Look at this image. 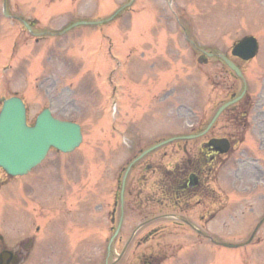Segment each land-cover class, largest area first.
I'll list each match as a JSON object with an SVG mask.
<instances>
[{
    "label": "rangeland",
    "instance_id": "obj_1",
    "mask_svg": "<svg viewBox=\"0 0 264 264\" xmlns=\"http://www.w3.org/2000/svg\"><path fill=\"white\" fill-rule=\"evenodd\" d=\"M4 1L8 14L34 19L39 32L80 19L105 22L35 39L3 15ZM127 1L0 0V97H23L31 120L49 106L57 117L77 121L83 132L78 148L70 153L51 150L26 175L6 179L0 170V234L8 247L22 251L33 238L21 264H105L109 204L120 166L138 150L188 133L195 120L211 117L232 90L231 79L214 58L201 62L199 49L230 54L232 44L248 34L258 39V54L238 61L253 105L244 100L248 124L242 128L247 131L243 147L236 152L244 159L237 165L238 174L233 175L229 163L219 176L220 184L231 189L233 213L225 208L220 214L218 234L242 242L264 218V0H134L106 21L116 14V5ZM109 42L114 61L105 53ZM235 87L239 90L241 82ZM258 140L262 147L254 145ZM200 141L187 142L186 156L169 147L173 142L166 147L168 158L160 159L163 148L152 157L166 162L191 158ZM147 160L151 157L142 162ZM152 214L123 258L116 260L132 228L148 218L125 216L109 262L137 264L134 256L140 252L153 249L166 257L175 249L176 258L162 264L190 263L181 253L182 233L160 212ZM161 225L169 229L162 237L138 239ZM221 254L225 259L220 256L219 262L210 257L202 261L264 264V221L251 243Z\"/></svg>",
    "mask_w": 264,
    "mask_h": 264
},
{
    "label": "flooded vegetation",
    "instance_id": "obj_2",
    "mask_svg": "<svg viewBox=\"0 0 264 264\" xmlns=\"http://www.w3.org/2000/svg\"><path fill=\"white\" fill-rule=\"evenodd\" d=\"M211 137L227 138L230 143L229 151L235 149L234 143L237 139L234 140L227 134L210 131L203 135L196 145L193 158L172 166L144 162L134 169L133 175L129 178L121 204H119L121 194H116L112 213L119 206L123 217L130 211L151 216L157 208L165 212L159 215L171 219L175 227L181 228L185 235L188 234L186 242L182 241V244L186 248V243L189 242L193 247L191 250L195 251L192 254L196 257L203 252L205 246L217 247L218 228L210 222L218 217L220 210L226 204V194L221 193L218 170L221 160L227 155H222L221 152L207 145ZM180 147L184 153L187 152L185 145ZM157 171L161 175H157ZM138 229L143 227L139 226L135 231ZM161 230L150 227L146 232L158 233ZM212 251L213 249L208 250L213 255ZM139 263L159 264V260H149L148 257L140 256Z\"/></svg>",
    "mask_w": 264,
    "mask_h": 264
},
{
    "label": "water",
    "instance_id": "obj_3",
    "mask_svg": "<svg viewBox=\"0 0 264 264\" xmlns=\"http://www.w3.org/2000/svg\"><path fill=\"white\" fill-rule=\"evenodd\" d=\"M257 44L251 37L243 38L233 48L232 53L242 58H249L256 53ZM223 60L238 74V68L221 55ZM236 100V99H235ZM233 100V101H235ZM222 105L212 121L231 102ZM81 141L79 125L58 121L51 117L49 110H44L33 127L27 126L25 109L19 98L3 100L0 111V166L9 175L24 174L37 165L50 147L62 151H71ZM161 142L151 149L161 145ZM16 257L10 251L0 254V264L15 262Z\"/></svg>",
    "mask_w": 264,
    "mask_h": 264
}]
</instances>
